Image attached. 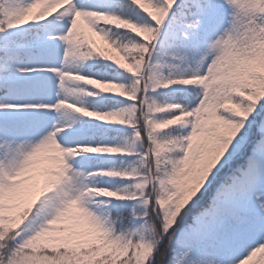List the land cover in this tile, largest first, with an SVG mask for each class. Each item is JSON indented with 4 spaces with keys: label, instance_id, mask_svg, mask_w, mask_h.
<instances>
[{
    "label": "snow or ice",
    "instance_id": "1",
    "mask_svg": "<svg viewBox=\"0 0 264 264\" xmlns=\"http://www.w3.org/2000/svg\"><path fill=\"white\" fill-rule=\"evenodd\" d=\"M0 264H264V0H0Z\"/></svg>",
    "mask_w": 264,
    "mask_h": 264
}]
</instances>
